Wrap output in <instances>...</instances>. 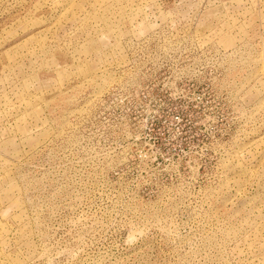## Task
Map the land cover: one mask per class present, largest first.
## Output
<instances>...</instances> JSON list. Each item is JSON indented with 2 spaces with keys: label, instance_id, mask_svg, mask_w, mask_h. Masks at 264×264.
Wrapping results in <instances>:
<instances>
[{
  "label": "rangeland",
  "instance_id": "obj_1",
  "mask_svg": "<svg viewBox=\"0 0 264 264\" xmlns=\"http://www.w3.org/2000/svg\"><path fill=\"white\" fill-rule=\"evenodd\" d=\"M0 264H264V0H0Z\"/></svg>",
  "mask_w": 264,
  "mask_h": 264
}]
</instances>
